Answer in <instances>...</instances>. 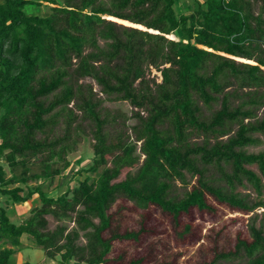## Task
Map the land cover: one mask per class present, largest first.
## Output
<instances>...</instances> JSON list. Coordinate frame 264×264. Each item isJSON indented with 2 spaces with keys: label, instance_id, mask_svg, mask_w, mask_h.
<instances>
[{
  "label": "trees",
  "instance_id": "16d2710c",
  "mask_svg": "<svg viewBox=\"0 0 264 264\" xmlns=\"http://www.w3.org/2000/svg\"><path fill=\"white\" fill-rule=\"evenodd\" d=\"M257 2L253 15L251 3ZM175 4V0H2L0 264H15L9 258L20 247L22 234L46 258L58 255L60 264L70 260L105 264L112 240H135L140 231L119 234L111 229L106 212L118 196L136 209L158 208L175 225L179 215L190 210L215 212L205 196L245 214L263 206L264 150L243 149L260 143L255 134L264 140V110L255 119V110L264 106V93L255 98L250 91L264 88V0L194 1L188 14L176 11ZM40 7L49 13H29ZM148 67L159 72V83L146 78ZM84 78L94 81L105 100L127 101L145 113L132 112L136 123L129 129L134 143L119 130L107 132L110 120L100 117L99 100L89 86L77 83ZM232 84L248 92L241 99L232 98V92L223 91ZM233 99L240 101L233 105ZM197 102L205 107L218 102V109L204 119ZM69 103L92 125L93 160L85 171L95 175L58 197L46 196L39 186L24 195L27 181L51 179L68 166L65 157L77 142L72 137L77 117ZM59 123L61 134L48 137L45 132L51 133ZM232 125L236 130L229 135ZM193 135L200 141H192ZM136 143L142 161L133 173L118 179L122 169L137 164ZM31 159L41 168L27 175ZM54 163L60 168H53ZM3 165L22 171L6 177ZM207 166L217 170V179L204 176ZM184 174L195 177L194 185L181 198L171 196L175 180L186 184ZM216 180H223L226 187L214 184ZM244 183L255 194L252 202L234 191L235 185L245 187ZM33 193L40 206L17 225L9 221L4 206L24 203ZM70 213L83 231L84 246L74 244L76 230L65 234L62 226L47 230L45 216L61 220L69 219ZM188 229L184 225L182 233ZM106 230L108 237L102 235ZM248 233L249 241L237 238L233 251L215 258H236L242 251L244 264H264L263 225L250 224ZM140 262L130 259L127 264Z\"/></svg>",
  "mask_w": 264,
  "mask_h": 264
},
{
  "label": "rangeland",
  "instance_id": "374dc122",
  "mask_svg": "<svg viewBox=\"0 0 264 264\" xmlns=\"http://www.w3.org/2000/svg\"><path fill=\"white\" fill-rule=\"evenodd\" d=\"M175 1L176 11L188 14V12H191L194 8V1L201 4L204 0ZM249 1L251 2V0ZM1 3L2 0H0V4ZM258 6L259 2L251 3L253 15L257 13ZM30 12L37 15H47L49 10L40 7L38 11H31L29 9V13ZM262 17H264V12L262 13ZM175 36L177 37L176 33ZM99 42L98 44L101 45L102 43ZM234 60L235 62H243L238 59ZM261 70L264 72V68H261ZM145 75L148 80L153 79L155 83L160 82L161 77L159 72L152 67L146 69ZM230 80L232 81V79ZM77 83L89 86L94 94V98L99 100L98 109L100 110V117L105 116L108 121L110 120L106 125L107 132L111 135L113 132L119 130L121 134L125 133L127 135L129 142L134 143L133 135L129 128L136 123V120L131 117L132 112L139 110L132 108L127 101L105 100L104 95L99 92V87L89 78L80 79ZM223 91L228 93L232 92L234 94L232 98L239 97L241 99L244 97L245 93L248 92V89H236L232 84ZM250 91L254 93L253 95L256 98L264 93V88L256 91L250 89ZM240 99H233V105L239 102ZM197 104L204 119H207L212 112L218 109V102L212 103L210 107H205L200 102H197ZM71 105L72 103H69L67 107L72 108ZM263 110L264 106H260L255 110V119L259 120L262 117ZM72 111L77 117L72 124V126H77L76 132L73 131L72 133V137L74 136L77 142L73 151L68 153L65 157L68 166L65 169H60V172L51 179L27 181L26 185L23 187L24 195L27 189L33 190L36 186H39L40 190H42L46 196L52 198L58 197L66 190L77 186L78 182L82 181L84 177H94V173L85 171L91 166L93 160V128L88 120L81 119L80 112L75 109ZM139 114L141 116L145 115L142 111H139ZM111 119L113 120L112 122ZM255 119L248 121L252 122ZM246 121L247 120H244L243 122ZM61 128L62 124L59 123L53 128L51 133L46 131L45 134L47 133L46 135L50 138L59 136L61 134ZM230 130L229 135L236 130V125H232ZM227 136L220 139L225 140ZM254 136L259 138L260 143L258 145L245 147L243 150L246 153H258L264 150V140H262L259 135L255 134ZM37 137H43V134H37ZM200 139L201 138H195L193 135L191 140L199 142ZM138 147L139 145L136 143L133 151V155L139 156L137 164H134L130 168L122 169L118 179H122L127 172L133 173L140 165L143 156H140ZM40 166L41 165L37 163L36 159H31L26 165V174L39 173ZM52 167L60 168V164L54 163ZM249 168L253 172H256L255 166H250ZM3 169L6 177H9L12 172L18 175L22 171V168L19 166L9 171V168L3 165ZM224 169L225 171L229 170L227 167ZM99 170L100 169L97 171ZM218 175L217 170L212 166H207L204 171V176H207L211 180L217 179ZM184 177L186 181L185 185H181L177 180L172 183L169 191L171 196L181 198L183 193L194 185L195 177H191L189 174H184ZM214 184L226 187L223 180H216ZM244 184L245 187L235 185L234 191L241 195H245L246 199L252 202L255 198V194H253L246 183ZM205 197L207 202L215 209V212L210 213L190 210L186 214L179 215L176 225L171 219V216L160 212L158 208L154 206H150L147 210L143 211L134 208L131 201H127L123 197H116L109 205L108 212H106L111 217V229L119 234L130 231H140L135 240H112L109 251L105 255L107 260L105 264H127L130 259H141L139 264H244L245 259L243 258L242 251L239 252L240 256L236 258L216 259L215 256L219 253L233 251L237 238L249 241L248 226L250 224H254V226L263 225L264 227V187L262 188L260 196L263 206L257 207L247 214L230 210L224 205L216 203L210 196ZM0 201L2 202V199ZM39 206L40 201L37 195L33 193L26 202L6 204L4 209L5 212H7L8 220L17 225L29 216V212L32 208ZM69 217V219L57 220L53 217L45 216L47 230H53L56 226H62L64 228L63 234L71 230H76L77 238L74 244L76 246H84L86 239L83 236V231H80L77 225L73 223L74 214L70 213ZM93 222L95 224L97 223L96 220H93ZM184 225L189 226L186 233H182ZM102 235L108 237L109 231H104ZM19 242L20 247L15 250L9 258L11 262L15 264L24 262L28 264H60L58 255L52 260L46 258L43 251L36 247L27 235L22 234L19 237ZM60 242H63V240ZM67 264L84 263L70 260Z\"/></svg>",
  "mask_w": 264,
  "mask_h": 264
}]
</instances>
